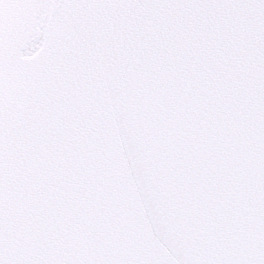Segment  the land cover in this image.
I'll list each match as a JSON object with an SVG mask.
<instances>
[{
  "label": "water",
  "instance_id": "water-1",
  "mask_svg": "<svg viewBox=\"0 0 264 264\" xmlns=\"http://www.w3.org/2000/svg\"><path fill=\"white\" fill-rule=\"evenodd\" d=\"M31 14L41 28L0 42L23 90L10 235L45 264H226L264 226L255 45L233 29L252 17L138 0Z\"/></svg>",
  "mask_w": 264,
  "mask_h": 264
},
{
  "label": "snow or ice",
  "instance_id": "snow-or-ice-1",
  "mask_svg": "<svg viewBox=\"0 0 264 264\" xmlns=\"http://www.w3.org/2000/svg\"><path fill=\"white\" fill-rule=\"evenodd\" d=\"M123 4L124 0H120ZM133 3V0H127ZM37 0H0V42L9 33L27 32L43 26L40 19L32 16L31 10ZM140 6L157 8H195L228 10L239 16L250 15L251 23L239 19L233 25L239 35L246 34L254 41L256 62V129L264 146V0H138ZM23 90L11 85L0 71V264H45L31 255L8 230L10 203L7 196L8 139L15 121L24 113ZM226 264H264V226L258 227L242 246H238Z\"/></svg>",
  "mask_w": 264,
  "mask_h": 264
}]
</instances>
